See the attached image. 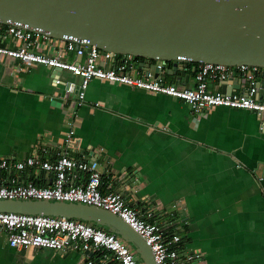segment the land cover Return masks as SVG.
<instances>
[{
	"label": "crops",
	"instance_id": "1",
	"mask_svg": "<svg viewBox=\"0 0 264 264\" xmlns=\"http://www.w3.org/2000/svg\"><path fill=\"white\" fill-rule=\"evenodd\" d=\"M80 82L67 70L0 57V161L39 151L46 158L65 151L75 159L99 158L93 161L105 191L121 193L135 208L157 205L158 220H172L171 232L181 235L183 252L201 254L186 264H264V128L257 113L224 106L196 113L170 95L99 78L79 104ZM173 82L192 87L195 73L178 69L166 77ZM221 87L210 80L211 91ZM9 174L41 186L54 179L37 167L1 170L0 179ZM77 174L76 183L86 180ZM70 254L17 250L0 233V264H67ZM84 258L81 253L76 263Z\"/></svg>",
	"mask_w": 264,
	"mask_h": 264
},
{
	"label": "built area",
	"instance_id": "2",
	"mask_svg": "<svg viewBox=\"0 0 264 264\" xmlns=\"http://www.w3.org/2000/svg\"><path fill=\"white\" fill-rule=\"evenodd\" d=\"M67 52H74L76 58L69 60ZM0 57L45 65L54 70H67L79 76V104L85 100L90 82L99 78L170 95L184 101L196 113L224 106L248 109L259 117L264 114V99L260 98L257 85L260 80L264 81V68L259 66L202 62L195 69V85L187 87L177 82L166 83V66L159 59L153 62L156 70H144V59L100 49L86 38H53L28 25L2 21ZM77 57H84V60ZM235 73L241 77V91L226 93L210 90V80L221 82ZM55 81L56 84L62 82L59 78ZM261 128H264V119L261 120ZM74 134L72 127L66 135V143L71 141ZM94 162L72 158L66 151L58 152L54 158H46L39 151L21 161L1 160L0 171L37 167L52 171L54 179L50 186H41L34 180L18 183L17 177L9 174L6 179H0V199L81 202L102 207L119 215L143 237L151 248L155 264H186L201 260L202 256L198 252H183L181 235L171 232L172 220H158L157 205L135 208L121 193L105 191L102 173ZM77 173H83L86 180L76 183ZM177 206L178 203H174L172 209L175 210ZM174 210L169 214L170 219L175 216ZM0 233L5 236L8 245L17 250L47 248L63 252L81 251L85 258L79 264H96L87 251L100 253L103 264H143L134 249L118 234L74 218L0 211Z\"/></svg>",
	"mask_w": 264,
	"mask_h": 264
},
{
	"label": "water",
	"instance_id": "3",
	"mask_svg": "<svg viewBox=\"0 0 264 264\" xmlns=\"http://www.w3.org/2000/svg\"><path fill=\"white\" fill-rule=\"evenodd\" d=\"M0 21L28 25L58 39L86 38L100 49L142 57L144 70H156L153 62L159 59L166 66L165 80L189 63L264 68V0H0ZM177 78L181 82L182 76ZM220 83L226 93L241 88L235 76ZM257 85L264 99V81ZM0 211L94 222L118 234L143 264H155L143 237L108 209L81 202L0 199ZM58 254L67 257L70 250Z\"/></svg>",
	"mask_w": 264,
	"mask_h": 264
},
{
	"label": "rangeland",
	"instance_id": "4",
	"mask_svg": "<svg viewBox=\"0 0 264 264\" xmlns=\"http://www.w3.org/2000/svg\"><path fill=\"white\" fill-rule=\"evenodd\" d=\"M43 252H51V251H55L53 249H47L44 248L42 249ZM81 255V251H77V250H73L70 254V257L68 258L69 262H67V264H77L76 262L79 260V256ZM76 259V261H75Z\"/></svg>",
	"mask_w": 264,
	"mask_h": 264
},
{
	"label": "trees",
	"instance_id": "5",
	"mask_svg": "<svg viewBox=\"0 0 264 264\" xmlns=\"http://www.w3.org/2000/svg\"><path fill=\"white\" fill-rule=\"evenodd\" d=\"M137 59H138V60H139V59L143 60L144 58H142V57H138ZM169 62H170V64L173 63V61H169ZM198 64H199V63H189L188 66H189V68H192L193 66H194L195 68H197V67H198ZM194 73H195V71H194ZM76 220L84 221V220H82V219H76ZM85 222H87V221H85ZM87 223L94 224L95 226H97V227H99V228H103V229H105V230L108 231V232H112V231L110 230V228H108V227L100 226V225H98V224H96V223H94V222H87ZM100 255H101V254H100Z\"/></svg>",
	"mask_w": 264,
	"mask_h": 264
}]
</instances>
